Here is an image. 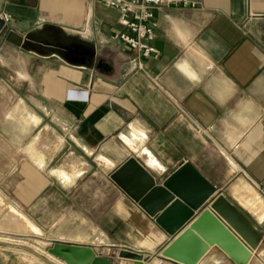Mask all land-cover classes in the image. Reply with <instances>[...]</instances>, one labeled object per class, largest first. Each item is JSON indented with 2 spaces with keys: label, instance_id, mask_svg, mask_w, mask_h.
I'll return each mask as SVG.
<instances>
[{
  "label": "crops",
  "instance_id": "crops-1",
  "mask_svg": "<svg viewBox=\"0 0 264 264\" xmlns=\"http://www.w3.org/2000/svg\"><path fill=\"white\" fill-rule=\"evenodd\" d=\"M154 14L158 53L144 56L113 38L125 27L97 0H0L15 31L56 21L94 53L41 56L0 37V223L111 264H138L117 261L122 250L178 264L157 257L172 237L111 175L134 159L162 183L190 163L216 188L208 202L222 194L262 234L247 264H264V0ZM197 264L236 263L212 246Z\"/></svg>",
  "mask_w": 264,
  "mask_h": 264
},
{
  "label": "water",
  "instance_id": "water-1",
  "mask_svg": "<svg viewBox=\"0 0 264 264\" xmlns=\"http://www.w3.org/2000/svg\"><path fill=\"white\" fill-rule=\"evenodd\" d=\"M4 26L5 22L0 18V33ZM32 34L30 31L18 41H10L41 56L56 53L47 42L34 41L38 46L32 43L29 38ZM93 56L94 53L91 58ZM111 179L172 237L158 252L160 259L197 264L210 247L216 246L236 264H247L252 250L262 239L256 227L222 194L208 202L216 188L190 163L182 165L162 183H156L136 160L129 159L111 175ZM197 210L199 213L186 225ZM29 250L48 263L56 264ZM48 252L66 264H111L109 259L96 255L90 247L56 243ZM119 256L138 264L144 261L143 254L135 251L122 250Z\"/></svg>",
  "mask_w": 264,
  "mask_h": 264
},
{
  "label": "built area",
  "instance_id": "built-area-1",
  "mask_svg": "<svg viewBox=\"0 0 264 264\" xmlns=\"http://www.w3.org/2000/svg\"><path fill=\"white\" fill-rule=\"evenodd\" d=\"M105 7L116 10L118 21L125 27L117 31L114 39L125 43L131 50L144 56L157 55V49L151 44L156 27L155 9L176 4H188L189 0H97ZM7 20V17H5Z\"/></svg>",
  "mask_w": 264,
  "mask_h": 264
},
{
  "label": "rangeland",
  "instance_id": "rangeland-1",
  "mask_svg": "<svg viewBox=\"0 0 264 264\" xmlns=\"http://www.w3.org/2000/svg\"><path fill=\"white\" fill-rule=\"evenodd\" d=\"M5 4L7 6V3ZM3 20L5 22V26L2 32L0 33V37L2 41L4 40L6 42H11L10 40L18 41L20 37L24 36L27 32H29L30 30H34L39 26V25H31V26H26V27L21 26V27H18L19 31L17 32L14 29H12L11 26L9 25L11 24V22L9 23L5 19V17ZM55 23L56 21H52L51 23L46 24L45 27L55 29L60 33H64L63 31L65 30L61 29V27L63 26H61V24H55ZM77 31H78L77 29L72 30L73 33H76V37H81L79 36V34H77ZM4 212L5 211H2V215L4 214ZM36 235H39V234L26 233L23 230H20L15 226H12V225L6 226L0 223V253H2L4 256L7 255L9 257H13V253L18 254L27 260L34 259L36 257V259L40 260L42 263L47 264L45 260L34 255L29 250V249L36 250V248H39L41 251L38 253H40L43 257L50 259L56 264H61L62 262L58 258L54 257L48 252V248L50 247L47 246V243L43 239L39 238V236H36ZM9 240H13V242L15 243L16 242L22 243V245L13 246L11 244H8V243H13ZM1 242H4V243H1ZM115 259L117 261L122 260L125 262H133L132 260L128 258L120 257L119 254L115 256Z\"/></svg>",
  "mask_w": 264,
  "mask_h": 264
},
{
  "label": "flooded vegetation",
  "instance_id": "flooded-vegetation-1",
  "mask_svg": "<svg viewBox=\"0 0 264 264\" xmlns=\"http://www.w3.org/2000/svg\"><path fill=\"white\" fill-rule=\"evenodd\" d=\"M29 38L36 46L39 45L37 42H47L51 45L50 48L62 54L67 59L83 63H88L92 59V48L84 45L77 37L66 36L64 33H60L55 29L44 27L39 31H34Z\"/></svg>",
  "mask_w": 264,
  "mask_h": 264
},
{
  "label": "bare ground",
  "instance_id": "bare-ground-1",
  "mask_svg": "<svg viewBox=\"0 0 264 264\" xmlns=\"http://www.w3.org/2000/svg\"><path fill=\"white\" fill-rule=\"evenodd\" d=\"M8 244H12V245H16L17 243H8ZM17 245H22V244H17ZM35 251V250H34ZM37 252V251H36ZM38 253V252H37ZM40 254V253H39ZM63 264V263H61Z\"/></svg>",
  "mask_w": 264,
  "mask_h": 264
}]
</instances>
